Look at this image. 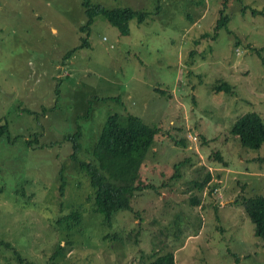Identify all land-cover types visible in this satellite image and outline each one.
I'll use <instances>...</instances> for the list:
<instances>
[{"label": "rangeland", "instance_id": "rangeland-1", "mask_svg": "<svg viewBox=\"0 0 264 264\" xmlns=\"http://www.w3.org/2000/svg\"><path fill=\"white\" fill-rule=\"evenodd\" d=\"M88 1L145 21L121 36L99 15L87 35L83 0H0V242L12 246L0 264H23L15 251L30 264H149L166 252L175 264H264L241 206L264 196V142L243 147L230 132L246 112L264 120V0H228L229 33L216 40L223 0ZM222 82L231 93L215 90ZM114 113L159 130L135 180L152 189L106 226L86 172L55 155L80 126L78 155L93 160Z\"/></svg>", "mask_w": 264, "mask_h": 264}, {"label": "trees", "instance_id": "trees-1", "mask_svg": "<svg viewBox=\"0 0 264 264\" xmlns=\"http://www.w3.org/2000/svg\"><path fill=\"white\" fill-rule=\"evenodd\" d=\"M228 3V0L222 1L219 18L214 27L213 40L218 38L222 30L229 33L227 25L230 18L226 14ZM82 6L85 8L88 21L80 28V32L87 35L93 19L99 15L105 17L112 26L116 27L121 36L130 34V21L136 20L141 24L146 17V14L139 10L132 8L108 10L100 5L93 6L88 0H83ZM245 8L246 6L242 7V12ZM87 37L82 39V43L78 48L65 54L64 61L70 58L77 49L89 46ZM232 89L233 86L227 82L215 86L216 91L224 90L225 93H231ZM9 129L8 121L3 119V123L0 124V138L9 133ZM158 130L159 127L156 124H147L140 117L131 113L111 114L106 119L92 148L93 160L90 161L82 160L78 155L82 150L79 140L83 136L80 126L77 130L63 135L57 141L60 150L55 156L64 159V153H69L70 159L79 163V166L86 172L94 195L93 212L102 216V224L111 226V217L114 212L118 210L131 211V200L136 193L150 186L152 189V185L136 184L135 180ZM230 132L238 137L243 147L257 149L264 142V120L255 111L246 112L235 120ZM27 144L30 145L31 141L27 140ZM216 156L223 161L220 152L216 153ZM64 170H60L61 174ZM209 179L210 175L207 177V181ZM64 183V177L61 176L59 190L64 186ZM201 185H204V183ZM241 206L254 225V235L264 241V196L258 195L246 198L241 202ZM69 217L75 218L78 224L82 221L79 214H71ZM54 223L56 226L60 225L61 219L57 218ZM1 246L12 249V246L6 242H0ZM15 254L21 263L30 264L23 260L16 251ZM53 257L55 255H52L50 260ZM149 264H175L174 254L166 252L163 255H157Z\"/></svg>", "mask_w": 264, "mask_h": 264}]
</instances>
